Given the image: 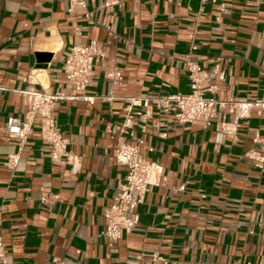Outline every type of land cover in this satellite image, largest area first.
Returning <instances> with one entry per match:
<instances>
[{
    "label": "crops",
    "instance_id": "obj_1",
    "mask_svg": "<svg viewBox=\"0 0 264 264\" xmlns=\"http://www.w3.org/2000/svg\"><path fill=\"white\" fill-rule=\"evenodd\" d=\"M84 1L0 0L7 261L264 264V106L251 104L264 99V0ZM88 43L103 55L80 90L64 69L71 48ZM187 60L216 84L218 99L234 100L210 124L203 117L180 124L143 103L190 92ZM24 91L63 94L52 116L74 159L52 155L39 116L26 137L15 136L27 121ZM147 109L146 117L137 113ZM121 136L160 163L163 177L139 205V224L114 241L103 234L104 212L127 170L115 157Z\"/></svg>",
    "mask_w": 264,
    "mask_h": 264
},
{
    "label": "built area",
    "instance_id": "obj_2",
    "mask_svg": "<svg viewBox=\"0 0 264 264\" xmlns=\"http://www.w3.org/2000/svg\"><path fill=\"white\" fill-rule=\"evenodd\" d=\"M72 2L85 5L84 0H72ZM105 5H110V2L106 1ZM101 50L96 43L77 44L71 48L64 70L66 77L77 89H85L89 85L94 73L95 58L103 55ZM186 64L190 79V92L162 94L144 99V101L143 98L130 97L132 106L134 104L141 105L142 101L148 105L150 101H153L158 115L173 114L177 123L185 124L203 117L206 119V123L210 124L219 110L234 100L218 99L214 95L216 84L208 85L204 82L202 67L191 60H187ZM218 67L219 65H217ZM216 72L220 78H224L223 71L218 69ZM24 93L27 95L28 104L27 121L19 127L15 136L26 137L27 126H30L34 118L39 116L42 120V134L51 145L52 155L56 158H66L68 161L74 159L75 156L67 150L66 141L58 131L52 116L54 104L64 98L63 94L60 91H24ZM87 98L91 99L92 97ZM251 104L263 107L264 99H257ZM150 112L147 109L145 113H137L141 117H146ZM133 117V113L128 114L123 126L128 124ZM258 139L257 135L256 140ZM115 157L119 163L126 166L127 170L124 180L118 186L112 204L105 209L106 222L103 234L118 241L125 233L132 231L139 224L138 207L144 203L151 185L158 179H162L163 166L157 161L142 157L138 143L128 142L124 136L120 137L119 144L115 149ZM17 160L16 157L13 158V161L17 162ZM259 161L258 165L263 168L264 158ZM7 251L0 235V264H10L6 259Z\"/></svg>",
    "mask_w": 264,
    "mask_h": 264
}]
</instances>
